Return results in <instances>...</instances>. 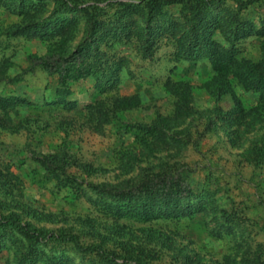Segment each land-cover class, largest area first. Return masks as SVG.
I'll return each instance as SVG.
<instances>
[{"label":"rangeland","instance_id":"374dc122","mask_svg":"<svg viewBox=\"0 0 264 264\" xmlns=\"http://www.w3.org/2000/svg\"><path fill=\"white\" fill-rule=\"evenodd\" d=\"M76 1L113 10L118 3L144 0ZM51 9L47 0L40 17ZM222 10L257 28L264 22V0H222ZM24 23L16 9L0 3V97L28 102L0 111V211H16L38 229L101 246L119 263L123 258L129 264H264V164L252 160L264 137V108H258L256 98L232 81V91L218 100L204 87L215 75L207 59L176 63L167 46L142 59L131 40L113 47L129 60L118 87L100 94L91 78L70 82L66 109L51 102L57 76L30 70L31 58L44 57L54 40L8 35L12 26ZM82 27L79 20L72 47ZM215 38L225 44L220 35ZM237 46L239 58L258 62L264 57V36H249ZM133 95L142 98L139 107L111 114L100 133L94 130L93 109L99 102ZM184 95L190 101L183 103L187 116L180 126L166 129L162 137L160 132L156 138L143 134L141 126L160 129ZM231 112L235 122L226 124L223 117ZM57 157L65 166L52 174L47 163ZM177 171L194 191L213 195L205 211L182 218L114 220L86 188ZM66 178L76 182L74 189L59 183ZM227 214L231 228L225 227ZM0 244V263H15L9 241ZM56 255L73 264L103 263L65 245L57 246Z\"/></svg>","mask_w":264,"mask_h":264},{"label":"trees","instance_id":"16d2710c","mask_svg":"<svg viewBox=\"0 0 264 264\" xmlns=\"http://www.w3.org/2000/svg\"><path fill=\"white\" fill-rule=\"evenodd\" d=\"M46 1L0 0V3L16 9L26 20L22 25L12 26L9 36L54 40L44 57L31 58L30 67L31 71L40 68L48 76H57L53 104L70 107L67 100L72 94L70 82L91 78L93 88L100 94L115 90L120 83V72L128 67L129 60L113 51V47L134 40L142 59H150L162 46L173 50L171 57L176 63L207 59L215 74L204 85L211 96L221 99L232 91V81H236L244 92L256 98L259 109L264 108V57L258 62L239 58L237 46L249 36H264V22L257 28L236 13L223 14L222 0H144L139 4L118 3L113 10L82 6L76 0H52L50 14L41 18ZM174 4L180 5L177 11L170 9ZM79 20L83 22L82 33L72 47ZM216 35L225 44L217 41ZM189 101L184 95L176 104L174 115L161 120L160 129L141 126L143 134L156 138L160 132L162 137L166 129L180 126L187 116L183 103ZM25 102L28 103L20 97H0V111L13 110ZM141 103L140 95L99 102L93 109L94 130L100 133L110 122L111 114L135 109ZM233 114L223 117L226 124L235 122ZM252 160L257 166L264 164V137L254 148ZM56 162L57 166L53 164ZM48 163L52 174L65 166L59 157ZM59 183L74 189L76 182L66 178ZM86 188L101 200L102 212L114 220L189 217L205 211L206 203L213 200L206 190L194 191L180 171L117 184L88 183ZM226 217L229 225L225 227L231 228L232 220L228 214ZM5 239L14 250L13 264H73L68 257L56 255L58 245L70 247L80 257H98L102 264H129L123 258V263H119L118 258L111 257L101 246L82 244L74 235L38 229L16 211L5 214L0 211V243ZM47 248L49 253L42 250Z\"/></svg>","mask_w":264,"mask_h":264}]
</instances>
